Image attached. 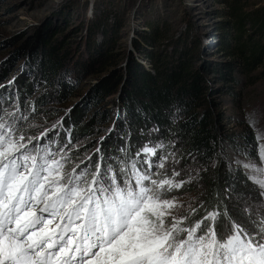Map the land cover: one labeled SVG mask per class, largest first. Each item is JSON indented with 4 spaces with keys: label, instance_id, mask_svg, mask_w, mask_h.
Wrapping results in <instances>:
<instances>
[{
    "label": "rangeland",
    "instance_id": "374dc122",
    "mask_svg": "<svg viewBox=\"0 0 264 264\" xmlns=\"http://www.w3.org/2000/svg\"><path fill=\"white\" fill-rule=\"evenodd\" d=\"M235 9L262 14L264 0H0V118L15 122L26 137H39L29 149L44 146L59 154L56 159L66 157L65 172L92 171L99 163L101 174L111 166L123 179L131 177L135 162L154 179L180 183L164 195L180 205L172 212L183 219L182 227L216 212L218 235L233 222L256 230L264 222V187L257 183L264 172L256 170L264 168V63L248 69L236 48H230L228 41L237 35ZM246 22L243 34L258 38L248 18ZM151 25L159 32L152 44L145 40ZM48 40L62 64L59 77L37 65ZM194 46L199 50L193 57L188 51ZM158 52L167 54L173 67L188 59L190 73L201 86L199 98L184 109L178 107L171 122L182 125L196 112L222 137L235 139L226 145L222 161L229 169L241 170L248 184L234 186L233 192L224 188L222 193L232 198H219L218 209L203 210L206 169L172 131L166 137L156 127L135 130L130 125L122 98L129 93L122 92L131 63L142 64L155 76L152 59ZM149 53L154 57L148 58ZM115 74L123 77L121 85L102 98L101 82ZM146 147L154 148L156 155L146 154ZM159 163L164 167L158 168Z\"/></svg>",
    "mask_w": 264,
    "mask_h": 264
},
{
    "label": "snow or ice",
    "instance_id": "6c2138e0",
    "mask_svg": "<svg viewBox=\"0 0 264 264\" xmlns=\"http://www.w3.org/2000/svg\"><path fill=\"white\" fill-rule=\"evenodd\" d=\"M33 139L0 118V264H264V222L251 232L233 222L218 235L210 212L182 227L172 212L180 205L164 195L180 183L135 162L130 178L111 166L101 174L99 163L65 172L66 157L29 149Z\"/></svg>",
    "mask_w": 264,
    "mask_h": 264
},
{
    "label": "trees",
    "instance_id": "16d2710c",
    "mask_svg": "<svg viewBox=\"0 0 264 264\" xmlns=\"http://www.w3.org/2000/svg\"><path fill=\"white\" fill-rule=\"evenodd\" d=\"M263 13L245 15L241 14L238 9L234 10L235 24H233V29L237 35L228 42H230V48L231 46L235 47L238 54H241L245 67L248 69L257 68L264 63ZM247 18L249 25L255 29L258 36L256 39L243 34ZM103 27L105 29V25ZM151 27L152 33L145 37L147 42L154 41L159 35L158 29L153 25ZM100 28L98 27L96 31L99 32ZM240 39L241 43L239 42ZM43 48H45V52L40 53V60L37 65L41 69L43 68V72L47 71L51 75L54 73L59 77L60 73H57V70L62 67V64L54 55L56 48L52 45V40H48ZM198 50L199 47L194 46L188 53L194 57ZM150 53L148 58L154 57ZM160 54L158 52L156 58L152 59L155 70L158 72L155 76L143 69L142 64L135 61L131 63L132 66L127 76L128 80L122 92L123 94L129 93L128 98L125 96H122V98L125 109L129 114L130 125L135 130L140 126H153L158 128L166 137L170 136L169 133L172 131L171 135L174 134L173 136L177 141L185 144L189 152L196 157L199 166L206 169L204 171V184L208 195L206 200L203 201V210L218 209L222 206L219 198L226 201L229 197V193H222L224 188L227 192H233L234 186L239 188L240 186L246 187L248 184L241 170L229 169L222 161L224 154L228 152L226 145L230 142L232 144L233 141L231 140L235 139L233 135H230L228 140L227 136L222 137L219 129L213 123L211 124L206 116L201 117L196 112L182 125L175 126L171 122V115L178 107L184 109L186 106H190L193 99L199 98L201 86L198 87L197 76L190 73L191 64L188 65V59H184L177 67H173V61L168 60L167 54L165 56ZM222 78L225 79L226 75L222 74ZM122 80L121 75L116 76L115 74L111 79L108 78L102 81L98 88L100 96L104 98L113 95L117 87L121 85ZM127 88L129 90H126ZM136 110H139L140 113H136ZM123 128L120 126V129ZM243 139L246 142L250 140L249 136H243ZM48 143L49 141L47 145ZM201 163L202 165H200ZM219 192H221L220 195ZM262 196L264 198V194ZM231 198L229 197V199Z\"/></svg>",
    "mask_w": 264,
    "mask_h": 264
}]
</instances>
